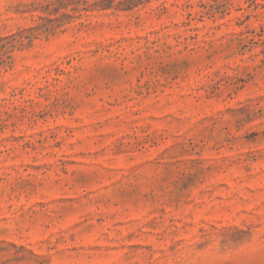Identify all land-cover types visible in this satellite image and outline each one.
<instances>
[{"label":"rangeland","instance_id":"1","mask_svg":"<svg viewBox=\"0 0 264 264\" xmlns=\"http://www.w3.org/2000/svg\"><path fill=\"white\" fill-rule=\"evenodd\" d=\"M0 264H264V0H0Z\"/></svg>","mask_w":264,"mask_h":264}]
</instances>
